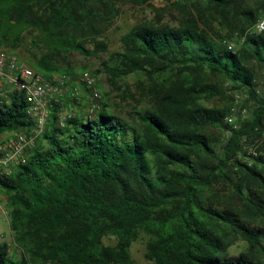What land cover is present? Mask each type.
Instances as JSON below:
<instances>
[{"label": "trees", "instance_id": "obj_1", "mask_svg": "<svg viewBox=\"0 0 264 264\" xmlns=\"http://www.w3.org/2000/svg\"><path fill=\"white\" fill-rule=\"evenodd\" d=\"M125 1L149 0H0V50L18 49L29 34L44 50L30 67L69 76L55 63L74 52L88 58L106 51L102 38ZM248 1L206 0L177 26L140 25L123 36L122 51L100 73L122 101L136 102L131 123L104 105L93 119L76 116L60 127L52 102L46 132L26 162L0 175L21 250L10 256L0 245V264H136L131 248L141 235L151 264H264V231L253 227L264 222V142L257 143L264 132L257 74L264 71V32L247 35L235 52L224 44L264 13V0H252L254 8ZM213 15L228 35L201 28ZM132 75L146 78L138 93L122 87ZM237 91L253 104L251 118L237 114L236 130L226 118ZM225 93L229 105H203ZM26 110L17 91L0 100V136L30 131ZM209 129L226 134L220 145ZM233 236L249 253L228 255Z\"/></svg>", "mask_w": 264, "mask_h": 264}, {"label": "rangeland", "instance_id": "obj_2", "mask_svg": "<svg viewBox=\"0 0 264 264\" xmlns=\"http://www.w3.org/2000/svg\"><path fill=\"white\" fill-rule=\"evenodd\" d=\"M195 4H199L198 7L201 10L203 8L205 9L206 0H149L143 5L136 4L132 1H125L120 4V16L113 27L109 29L102 38L107 47L106 51L101 52L99 57L88 58L74 52L70 56L61 58L55 63L61 70L68 71L70 77L68 86L65 88L62 95L57 98V105L61 110L59 119L66 118L65 121H68V119L76 116L93 119L103 110L104 105H109L110 112L131 123L133 121L132 118L135 117L136 102L130 99L126 102L121 100L120 92L110 86L108 77L105 74L100 73L103 62H106L111 54L122 51V38L134 27L146 24L167 25L171 27L177 26L186 18V14L189 11H193V13L196 14L193 8ZM248 5L254 8L256 3L249 0ZM261 15L264 16V13ZM219 21V18L213 15V18L207 19V26L201 25V28L211 37H216L214 33L218 31H221L223 36L228 35L230 32L229 27L221 28ZM240 47L241 45L238 39L236 49H240ZM87 48L94 50V46L91 44L87 45ZM1 50L15 55L22 62L31 67H34L36 57H40L44 52L43 48L35 46L32 43V36L29 34L25 35V40L18 49L12 50L3 48ZM86 73L95 79V87H87L82 82V76ZM257 74L259 96L264 98V71L258 69ZM139 82H146V78L144 76L132 75L122 82V87H128L134 93H138ZM95 91L101 96L97 101L93 98V93H95ZM237 93L242 97L245 95V92L237 91ZM73 94L75 95L73 96ZM137 97L138 99L140 98L139 95H137ZM230 99H232L231 94L225 93L212 100H204L203 105L209 108L224 107L230 104ZM242 104L248 108V113L245 117L240 118H251L253 102L246 101L245 99ZM141 107L144 106L142 105ZM58 125L60 126V124ZM207 132L208 135L217 142V145H220L218 143L219 141L226 138V134L217 129H209ZM5 135H8V133ZM8 201V197L0 189V245H7V251L10 256L19 257L21 250L14 243V235L10 231L7 218ZM253 227L263 229L264 231V222L262 224H256ZM147 242L148 238L145 235H141L132 245L131 255L136 264H151L145 257ZM104 243L113 245L115 242L113 239L106 238L104 239ZM249 250L250 247L246 241L239 236H233L232 245L227 249V252L230 257L237 258L242 253H249Z\"/></svg>", "mask_w": 264, "mask_h": 264}, {"label": "built area", "instance_id": "obj_3", "mask_svg": "<svg viewBox=\"0 0 264 264\" xmlns=\"http://www.w3.org/2000/svg\"><path fill=\"white\" fill-rule=\"evenodd\" d=\"M264 32V16L257 23L249 28L245 35H234L230 39L224 41L229 51H236V43L239 39L240 45H243L245 37L250 34H260ZM70 82L69 76L46 77L43 73L35 71L30 66L22 62L15 55L0 50V100H9L11 92H19L24 96L27 103L26 115L32 123V129L19 130L9 133L0 140V175L10 176L13 171L24 164L30 151L36 146L37 141L46 132L49 122L50 108L52 102L57 103V98L62 95L65 88ZM82 82L87 87H95V79L88 73L82 76ZM76 94V93H75ZM73 94V96L75 95ZM234 98V106L232 115L226 118V121L233 129H239L238 115L245 117L248 109L243 108V101L247 99V95L243 97L237 93H232ZM95 101L101 98L99 93H93ZM66 118L59 119L60 127L66 125ZM264 142V132L262 139L257 143ZM249 154L256 155L253 149L248 150Z\"/></svg>", "mask_w": 264, "mask_h": 264}, {"label": "crops", "instance_id": "obj_4", "mask_svg": "<svg viewBox=\"0 0 264 264\" xmlns=\"http://www.w3.org/2000/svg\"><path fill=\"white\" fill-rule=\"evenodd\" d=\"M6 134V133H5ZM5 134H2L0 137H1V139H3L4 137H6L7 135H5ZM0 139V140H1Z\"/></svg>", "mask_w": 264, "mask_h": 264}]
</instances>
